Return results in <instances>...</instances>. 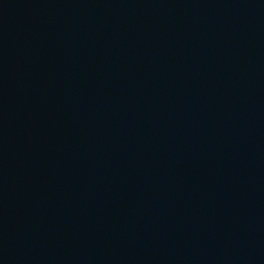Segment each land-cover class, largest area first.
I'll return each instance as SVG.
<instances>
[{
	"label": "water",
	"instance_id": "95a60500",
	"mask_svg": "<svg viewBox=\"0 0 264 264\" xmlns=\"http://www.w3.org/2000/svg\"><path fill=\"white\" fill-rule=\"evenodd\" d=\"M0 264H264V0H0Z\"/></svg>",
	"mask_w": 264,
	"mask_h": 264
}]
</instances>
